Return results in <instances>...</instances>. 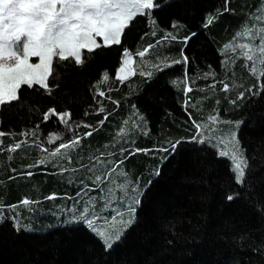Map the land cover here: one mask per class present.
<instances>
[{
	"label": "trees",
	"instance_id": "1",
	"mask_svg": "<svg viewBox=\"0 0 264 264\" xmlns=\"http://www.w3.org/2000/svg\"><path fill=\"white\" fill-rule=\"evenodd\" d=\"M154 2L160 6L146 15H137L125 29L121 45L91 53L83 49L84 63L79 66L73 59L59 61L54 57V74L48 81L51 93L39 85L22 86L20 100L0 108V132L5 133L0 137V205L6 209L0 220V264H264V59L256 62L253 73V61L244 62L238 49L232 51L237 31H243L237 38L240 41L255 42L244 33L252 26L250 12L260 5L259 0H227V4L225 0ZM227 6L229 11H224ZM209 17L213 23L204 27ZM173 21L179 25L175 29ZM169 32L177 39L158 43ZM191 33L196 35L185 44L184 37ZM197 40H204L203 45L196 46ZM149 45L151 50L165 46L171 54L157 51L150 60L147 53L143 58L136 55ZM124 49L132 53L140 72L120 82L116 71ZM182 49L188 64H172L162 71L177 72L164 82L170 104L155 99L158 105L154 106L159 107L157 125L144 130L137 111L146 110L145 93L163 74L149 79L147 73L153 74L157 66L182 57ZM207 52L213 58H207ZM105 71L109 80L102 82ZM221 82L229 84L228 91L223 90ZM189 84L192 91L186 93ZM213 84L216 86L210 88ZM203 85L206 87L199 91L194 88ZM97 87L105 91V97L98 96ZM196 91L201 109L213 111L209 106L214 103L220 110L239 108L237 117L242 124L237 139L247 160L242 183L235 181L227 158L199 141L196 125L209 117L188 116L193 111L188 97ZM241 92L244 97L238 99ZM100 107L104 112L98 111ZM50 108L69 111L70 127L57 117L44 121L43 115ZM88 131L92 135L85 137ZM25 132L35 135H21ZM76 136L83 146L93 147L80 156L84 165L92 166L90 162L101 154L111 160L104 161L107 165L119 160L132 162L126 177L114 180L117 189L122 183L130 184L136 174L144 176L148 167H157L155 161H160L159 175L151 178L140 196L135 222L109 250L83 224L30 232L16 228L12 219L17 213L24 217L36 211L51 215L57 207L69 204L70 197L65 193L73 196L80 191L81 178L92 185L95 175H105L100 164L92 173L86 169L73 171L69 164L67 172H73L63 178L52 175L55 170L49 164L51 153ZM23 140L26 143L20 149L9 151ZM176 141L181 143L172 151ZM121 149L125 151L121 153ZM149 152H158L159 158L149 156ZM40 160L46 162L39 164ZM80 165L73 164L82 170ZM29 171L31 176L26 175ZM93 186V198L84 197L80 209L94 200L98 205L100 190L98 185ZM230 194L235 196L232 201L227 200ZM52 195L56 198L48 199ZM25 198L38 203L18 207L15 212L7 210ZM42 224L46 222H39Z\"/></svg>",
	"mask_w": 264,
	"mask_h": 264
},
{
	"label": "snow or ice",
	"instance_id": "2",
	"mask_svg": "<svg viewBox=\"0 0 264 264\" xmlns=\"http://www.w3.org/2000/svg\"><path fill=\"white\" fill-rule=\"evenodd\" d=\"M225 3L227 4V0H225ZM159 6L154 0H0V108L11 106L14 102H18L20 100L19 93L22 86L32 88L34 85H39L46 92L51 93L52 88L49 86L48 81L54 74V57H57L59 61L73 59L76 65H83V49L91 53L101 47L121 45L122 35L129 26V23L137 15H146ZM145 10H148V13ZM224 11H229V9L225 7ZM256 19H259V17H256ZM212 23L213 18L209 17L204 27ZM178 26V22H172L173 29ZM254 28H256L255 24L247 28L246 38L252 37ZM195 35L196 33H191L189 36H185L183 42L187 44ZM239 35L237 33V37ZM97 38H101L102 43H98ZM176 39L177 37L169 32L158 43ZM151 48L152 45H149L136 55L143 58ZM237 48L242 50L240 55L245 57L247 61H254L253 43H239L232 51L235 52ZM255 51H258L261 57L264 58V35L259 36V44L256 45ZM181 54L182 60H174L172 62L173 64H188L189 58L183 54V49L181 50ZM30 57H38L39 62L31 63ZM132 63V53L128 49H124L122 65L116 73V78L120 82L128 79L126 70ZM225 63H227V60H225ZM157 68L158 70H162L159 66ZM252 72H256L255 67L252 68ZM132 74L134 75L135 72ZM141 74L143 75L144 73ZM147 75L151 76V73L149 72ZM108 80L109 74L105 71L102 74V82H107ZM215 86V84L211 85V87ZM223 90H229L228 83H223ZM186 91L191 92L192 88L188 87ZM97 94L99 97L106 96L105 91L99 90V87H97ZM243 97L244 93L241 92L238 99H243ZM108 98L110 99V97ZM114 103H118V101H114ZM185 103L187 104V100ZM98 111L104 112V108L100 107ZM52 117H57L64 125L70 127L69 120L71 119V113L69 111L58 112L55 108H50L44 113L43 120L48 121ZM189 117L191 118L190 113ZM106 119L107 117H105ZM210 119L215 121L216 117H210ZM99 124L103 126L104 120H101ZM85 127L91 128V125H85ZM196 128L199 130L200 125L197 124ZM4 135L5 133L0 132V137ZM21 135L27 137L29 135H35V133L25 132L21 133ZM91 135L92 131L84 134L85 137ZM230 136L234 142V151L231 155L227 151L222 152L221 155H230L233 165L232 171L235 173V181L239 184L245 179L247 160L243 156V153L240 152L237 134L232 132ZM57 138L59 139V137ZM80 141L81 138L76 136L68 143H60L51 155L55 157L61 153V150L74 148L80 144ZM23 143H26V140L16 142L9 148V151L15 152L22 147ZM180 143L181 141L173 143L171 150L175 151L177 145ZM168 150L162 149V151ZM44 151L47 152L48 150L44 149ZM124 151L125 149H121V153ZM135 151L147 150L136 149ZM108 155L111 156L112 154L109 153ZM102 157L103 154H101V157H97L96 162L102 167H106ZM67 160L68 163L72 162L71 157H68ZM45 162V160H40L38 163L44 164ZM122 164L123 160L116 161L115 166L108 169L105 175H95L92 185L86 183L81 178L79 181L81 189L77 193V196H87L88 193L96 190L93 185L105 184ZM29 167L32 166L30 165ZM80 168L86 169L89 173L95 171V165L88 166L81 164ZM76 170L73 169V171ZM60 171L67 172L68 169L61 167ZM156 174L159 175V172ZM26 175L31 176L32 172L29 171ZM122 175L126 177V174ZM118 187L119 189H124L125 185L120 184ZM109 193L110 195L101 196L106 208L114 203L112 197L115 193H112L111 190H109ZM55 198V195L48 197V199ZM234 198L235 196L231 194L227 196V200L229 201H232ZM79 202L77 200V203ZM34 203L38 202L25 198L19 204L9 206L7 210L15 212L18 207H27ZM140 203L141 200L137 198L134 200L133 205L128 207L127 219L124 218L123 213L116 214L121 216V223L124 226V230L135 222V212ZM5 210V207L0 205V220L4 218L3 213ZM17 217L18 213L12 219L16 220L18 224ZM78 218L85 221L88 227L102 239L105 250L111 249L113 244L119 241L123 235L122 230L110 233L102 227H97V222L100 220V217L96 215V205L92 201L83 207ZM115 218L116 216L112 217V219Z\"/></svg>",
	"mask_w": 264,
	"mask_h": 264
},
{
	"label": "rangeland",
	"instance_id": "3",
	"mask_svg": "<svg viewBox=\"0 0 264 264\" xmlns=\"http://www.w3.org/2000/svg\"><path fill=\"white\" fill-rule=\"evenodd\" d=\"M259 6H256L257 9L256 10H252L251 15H250V19L249 22L251 25L255 24L256 28L253 29V33H252V37L253 39H255V42L253 43V48H254V61L252 62V67L257 68L256 66V62L260 63L261 60V54L258 51H255V47L256 45L259 44V36L260 35H264V0H259ZM228 8V6H227ZM146 13H148V10H145ZM256 17H259V19H256ZM253 18V19H252ZM237 29V28H236ZM233 30V32L236 31ZM243 31H237V33H239V37L242 35ZM237 33L234 35L233 39H232V44H234V46L236 47L239 43H245L243 41H240L239 39H237ZM244 35H246V33H244ZM246 37V36H244ZM102 42L101 38H97V42L99 43V40ZM203 41L204 40H197L196 42V46H202L203 45ZM248 43V42H247ZM238 49V54L241 53L242 50ZM158 51V53L160 54H171V51H169L165 46L160 47V48H156L155 50H150V52H147V59H152L153 58V53H156ZM257 53V54H256ZM184 55L187 56V54L185 52H183ZM182 56V54H181ZM171 57V56H170ZM188 57V56H187ZM206 57L207 58H213L212 53L211 52H207L206 53ZM133 58V56H132ZM182 59V57H179L176 60H180ZM264 59V58H262ZM174 60H170L167 63L163 64V66L159 67L162 70H157L151 74V76H149V79H152L156 76L159 75V73H163L160 76L159 82L155 85H153V88L147 89V92L145 93L144 99H145V108L146 110L140 109L137 111V115L138 117H140L141 119V125L143 127L144 130H150V126L152 125H157L156 123V119L158 118V111H159V107H156L154 105H158V102H155V99L162 100L159 103L160 104H170L171 99L168 98V96L166 94H164L166 91L164 89V82H166L168 80V78H172L174 77L177 72H162L165 67H171L172 66V62ZM220 61V60H219ZM247 62L246 58L244 57V62ZM30 62L31 63H38L39 62V58L38 57H30ZM241 63V62H240ZM122 65V64H121ZM121 65L118 67V69L121 67ZM170 65V66H169ZM260 66V65H258ZM216 67V66H214ZM146 68V67H145ZM216 69V68H215ZM251 69V68H250ZM128 72V69L126 70ZM259 84V83H258ZM203 86H199V87H194L196 88L197 91H199L198 88L202 89L205 88ZM188 87H191L190 84L186 86V89ZM250 89L251 86H249ZM212 88V87H210ZM197 91L196 92H192L191 94H189V103H191V105L193 106V111H192V116L195 117H209L206 118V122H204L203 124L198 123V125H200V132H198V139L199 141H204V143L208 144L210 147H212L213 149H215V151L217 152V154L219 156L225 157L228 159V161H230L229 163L231 164V168L233 167L232 165V161L230 159V155L231 153L234 151V142L231 140V136L230 133L235 132L237 134L238 137V130L242 124L241 120H239V118L237 117L238 115V110L239 108L237 107H228L227 109H222L220 110V106L216 105L214 103V105H210L209 108L213 109V111H207L205 109V107L203 109H201V107H199L197 105ZM186 93H188L185 90ZM196 96V97H195ZM199 96V95H198ZM194 97V98H193ZM147 100V101H146ZM148 100L150 101L149 104L147 103ZM231 104H234L233 101L228 100ZM153 103V104H150ZM207 104H209V102H207ZM196 105V106H195ZM177 112V111H176ZM175 112V114L177 115V113ZM189 116V115H188ZM210 117H216V120L213 121L210 119ZM138 119V120H140ZM198 130V129H197ZM216 133V134H215ZM92 147L91 146H83V144H79L77 146H75L74 148L71 149H64L61 150V153L58 154L57 156L53 157V159L49 161V164H51V169H54L55 171L52 173V175L54 176H59L62 177L65 176L68 173H71L73 171L70 172H61L60 169L61 167L66 169V166H68L69 164L71 165V169H77L76 171H86L84 169L80 170L79 168H75V166H73L74 163L76 164H84V162L80 159V156H82V154L84 153V151L90 150ZM55 149V148H53ZM239 149L240 152H242L241 150V146L239 143ZM227 151L230 155L229 156H223L221 155L222 152ZM149 156L151 157H157L159 158V154L158 152H149L148 153ZM244 156V155H243ZM71 157L72 162L68 163L67 158ZM99 157V156H97ZM101 157V156H100ZM102 159L104 161H106L108 159V157H105L103 155ZM108 161H111L110 159H108ZM157 163V167L155 165H151L150 167H148L146 169L145 175L144 176H140L139 174H136L131 180L130 184H124L125 188L124 189H117L115 186V179H120V177H122L124 179V175L122 174H126L128 171V168L132 165L131 161L125 162L123 161V164L117 168L116 172H114L112 174V176L109 178V180L103 184V185H98L99 190H100V195H110L109 190H111L112 193H115V195L112 197V199L114 200V203L111 204L110 207H105L104 202L101 199L100 196V200L98 202V205L96 204V200H94V203L96 205V215H98L100 217V220L97 222V227L98 228H103L106 231L113 233L116 231H123V233L130 227H127L126 230H124V226L121 223V216L116 215L117 213H123L124 214V218L127 219V212H128V207L130 205H133V202L135 199L139 198L145 188V185L150 182L151 178L157 173L158 171V163H160L159 159L157 161H155ZM116 163V162H115ZM115 163L113 164V162L110 165H107V163H105L106 167H103L102 171L105 172V174L107 173L108 169L112 168L115 166ZM90 164L93 166L95 165L96 167L99 165L96 162V158H94ZM132 174V173H131ZM235 176V173H234ZM66 196L70 197V202L68 205H64L61 207H57L56 210H54V212L51 215H47L46 213H44L43 211H36L33 212L32 216H22L19 215L17 217L19 223L17 224V221H15V226L18 229H25V231H37L40 229H44L43 227H47V228H51V227H55V226H64V225H73V224H83L85 226L88 227V224L83 221L80 220L79 217V213L82 211V209H80V205L79 203L83 201L84 197L86 196H77V193L73 196L69 195V193H65ZM91 195V196H90ZM88 193L87 196H90L91 198H93L94 194ZM97 196V195H96ZM95 196V197H96ZM89 198V199H91ZM66 199V198H63ZM61 199H59L58 201H60ZM77 200H79L80 202L77 203ZM57 201V200H56ZM53 206H57L58 204L56 202H52ZM61 203V201L59 202ZM84 203V202H83ZM42 213L37 215V213ZM59 213V214H58ZM56 215V216H55ZM113 216H116L115 219H112ZM135 216H136V212H135ZM136 219V217H135ZM45 221L46 224H42V226L39 225V222ZM89 228V227H88ZM90 229V228H89ZM91 230V229H90ZM92 231V230H91ZM93 232V231H92ZM94 233V232H93ZM101 241L102 239L99 238ZM103 242V241H102ZM116 243V242H115ZM104 244V243H103Z\"/></svg>",
	"mask_w": 264,
	"mask_h": 264
},
{
	"label": "crops",
	"instance_id": "4",
	"mask_svg": "<svg viewBox=\"0 0 264 264\" xmlns=\"http://www.w3.org/2000/svg\"><path fill=\"white\" fill-rule=\"evenodd\" d=\"M132 59H133V63L131 65H129V67H128V72H127L128 78L131 77V75H132L133 72H135V73H137V72L139 73L140 72V69H137V67L134 64V58H132ZM117 70H118V68H117ZM116 73H117V71H116Z\"/></svg>",
	"mask_w": 264,
	"mask_h": 264
},
{
	"label": "bare ground",
	"instance_id": "5",
	"mask_svg": "<svg viewBox=\"0 0 264 264\" xmlns=\"http://www.w3.org/2000/svg\"><path fill=\"white\" fill-rule=\"evenodd\" d=\"M48 194V193H47ZM90 195V194H89ZM91 196V195H90ZM59 214V213H58ZM56 216V215H55ZM25 230V229H24Z\"/></svg>",
	"mask_w": 264,
	"mask_h": 264
}]
</instances>
